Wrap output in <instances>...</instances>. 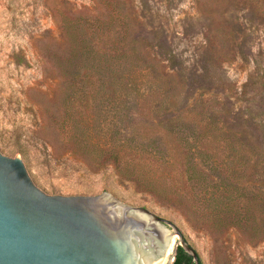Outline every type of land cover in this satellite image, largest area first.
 I'll use <instances>...</instances> for the list:
<instances>
[{
  "label": "rangeland",
  "instance_id": "1",
  "mask_svg": "<svg viewBox=\"0 0 264 264\" xmlns=\"http://www.w3.org/2000/svg\"><path fill=\"white\" fill-rule=\"evenodd\" d=\"M119 13L143 65L133 77L138 90L120 102L102 99L109 86L94 88L85 101L83 83L64 74L74 70L71 43L121 53L103 35L113 34ZM148 70L167 85L164 97L152 95ZM72 119L124 147L85 161L68 140ZM247 132L264 150V0H0V151L21 157L47 193L109 190L177 223L202 264H264V236L252 240L211 211L209 194L201 183L191 189L185 173L186 149H205L200 167L225 179L211 161L237 170L226 139L237 136L241 149ZM116 157L137 176L119 174ZM205 211L215 223L200 216Z\"/></svg>",
  "mask_w": 264,
  "mask_h": 264
},
{
  "label": "water",
  "instance_id": "2",
  "mask_svg": "<svg viewBox=\"0 0 264 264\" xmlns=\"http://www.w3.org/2000/svg\"><path fill=\"white\" fill-rule=\"evenodd\" d=\"M200 264L183 230L116 193L49 194L21 157L0 151V264H153L171 238Z\"/></svg>",
  "mask_w": 264,
  "mask_h": 264
},
{
  "label": "trees",
  "instance_id": "3",
  "mask_svg": "<svg viewBox=\"0 0 264 264\" xmlns=\"http://www.w3.org/2000/svg\"><path fill=\"white\" fill-rule=\"evenodd\" d=\"M113 26H116L113 34L105 32L103 35L107 37V40L117 41L119 46L115 48V51H122L121 53H90V47L86 46L82 50L78 48V45L76 47L71 43L70 59L74 70L65 71L64 74L74 81L78 79V82L83 83V93H86L87 90L88 94L85 101H89L91 97L95 98L94 95L90 94L94 88L99 93L105 91L109 86L112 93L105 92L107 95L102 96V99L109 100L112 98L120 102L128 99L135 90H138L133 77L137 72L136 66L143 65L136 64L139 57L133 55V48L127 45V15L117 14L114 17ZM126 50H129L130 53H127ZM45 53L50 52L46 49ZM144 67L146 70L151 66L145 65ZM148 73L151 81L150 88L154 87L152 95L155 94L156 98L164 97L168 92L167 85L160 80L156 73L150 70ZM65 128L71 132L68 140L75 153L87 162L105 161L106 157L104 158V156L106 154L109 153V156L118 155L119 148L122 149L125 145L121 141L116 142L117 140H115L110 143V141L102 139L100 127L84 125L79 119L67 120ZM233 137L236 138L229 140L227 138L226 141L230 142L226 144L234 151L231 157L239 161L237 170L230 164L225 167L223 163L213 160L210 166L211 171L217 172L219 174L217 176H220L222 172L225 175V179H213L209 173L200 167V162L207 158V150L193 151L187 148L184 163L185 173L189 183H191V189L194 190L196 185L201 183L205 189V195L209 194V197H205V201L208 202V208L211 211L223 212L230 224L243 230L252 240H255L264 236V190L261 189L264 186V150L260 144L255 143L254 136L248 132L243 135L244 141H241L243 146L241 149L235 146L236 140H238L237 136ZM115 162L119 174L128 172L132 178L137 176L129 166L121 165L118 157H116ZM98 166L92 167L94 172L101 170L100 165ZM135 179L138 178L135 177ZM257 183L263 186H257ZM210 213L205 211L200 215L207 224L216 222ZM191 263L192 257L181 246H178L172 264Z\"/></svg>",
  "mask_w": 264,
  "mask_h": 264
},
{
  "label": "bare ground",
  "instance_id": "4",
  "mask_svg": "<svg viewBox=\"0 0 264 264\" xmlns=\"http://www.w3.org/2000/svg\"><path fill=\"white\" fill-rule=\"evenodd\" d=\"M177 241H178V236L174 235L171 238V242H170L169 247H168L167 252H166L167 256L171 259V261L174 257L173 255L175 253V247H176ZM153 264H165V262H164L163 258H159V259L155 260L153 262Z\"/></svg>",
  "mask_w": 264,
  "mask_h": 264
}]
</instances>
